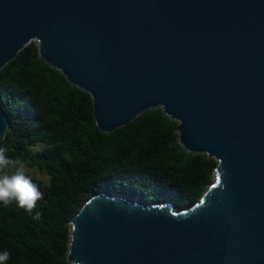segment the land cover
Returning <instances> with one entry per match:
<instances>
[{"label": "water", "instance_id": "water-1", "mask_svg": "<svg viewBox=\"0 0 264 264\" xmlns=\"http://www.w3.org/2000/svg\"><path fill=\"white\" fill-rule=\"evenodd\" d=\"M89 92L103 132L162 108L218 161L177 210L107 191L71 220L74 264H264V0H0V72L27 44ZM10 129L0 99V142Z\"/></svg>", "mask_w": 264, "mask_h": 264}, {"label": "trees", "instance_id": "trees-1", "mask_svg": "<svg viewBox=\"0 0 264 264\" xmlns=\"http://www.w3.org/2000/svg\"><path fill=\"white\" fill-rule=\"evenodd\" d=\"M0 99L10 123L0 146L49 176L45 182L25 171L43 194L32 214L15 202L0 203V251H9L7 264H74L71 220L99 192L170 202L181 210L215 179L218 161L188 151L179 141L178 122L162 108L101 131L91 94L46 62L36 41L2 68ZM36 212L38 220L32 218Z\"/></svg>", "mask_w": 264, "mask_h": 264}, {"label": "clouds", "instance_id": "clouds-1", "mask_svg": "<svg viewBox=\"0 0 264 264\" xmlns=\"http://www.w3.org/2000/svg\"><path fill=\"white\" fill-rule=\"evenodd\" d=\"M24 169L21 158L11 156L6 147L0 146V203L8 206L15 202L19 208L32 214L43 194ZM40 216L41 213L36 212L32 218L38 220ZM9 258V251H0V264H7Z\"/></svg>", "mask_w": 264, "mask_h": 264}, {"label": "rangeland", "instance_id": "rangeland-1", "mask_svg": "<svg viewBox=\"0 0 264 264\" xmlns=\"http://www.w3.org/2000/svg\"><path fill=\"white\" fill-rule=\"evenodd\" d=\"M44 147H45L44 145H37L35 148L36 150H40V149H43ZM24 171H27L33 174L34 176L44 180L45 182H48L49 176L47 175V173L45 171L40 170L37 167L25 166Z\"/></svg>", "mask_w": 264, "mask_h": 264}]
</instances>
